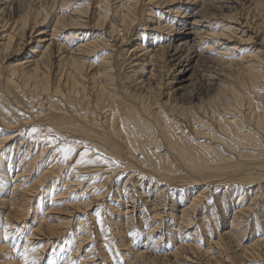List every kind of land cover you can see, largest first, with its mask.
I'll list each match as a JSON object with an SVG mask.
<instances>
[{
	"label": "bare ground",
	"instance_id": "6f19581e",
	"mask_svg": "<svg viewBox=\"0 0 264 264\" xmlns=\"http://www.w3.org/2000/svg\"><path fill=\"white\" fill-rule=\"evenodd\" d=\"M145 2L0 0V264H264V0Z\"/></svg>",
	"mask_w": 264,
	"mask_h": 264
},
{
	"label": "rangeland",
	"instance_id": "374dc122",
	"mask_svg": "<svg viewBox=\"0 0 264 264\" xmlns=\"http://www.w3.org/2000/svg\"><path fill=\"white\" fill-rule=\"evenodd\" d=\"M147 1L148 0H146V2H145V5H144V12H146V14H145V16L146 17H150V19H149V21L148 22H145V21H143V19H142V22L146 25V28L145 29H143L145 32H147L148 34H149V32H150V30H149V28H151V26H152V24H153V22H154V20H155V17L160 13V12H162V10H161V7L162 6H157V5H155V4H153V2H148L147 3ZM192 6H188V8H191ZM152 10L153 11V13H152V15H153V17H151V16H149V15H147V14H149L148 12V10ZM163 9H164V7H163ZM164 14L166 15L167 13H166V10H164ZM139 28H144V27H139ZM59 38V37H58ZM60 39V38H59ZM152 41V39L150 38H148V40H147V42H151ZM155 41L153 42V44L155 45ZM32 46H34V44H32V43H30L25 49H24V51H23V53L25 54V52L27 51V50H29V49H31V47ZM206 63V62H205ZM205 63L204 62H201V64H202V66L200 67L199 65L198 66H196V65H194V67H193V69H192V73L190 74L191 76H190V82H186V84L188 85V86H195V85H197L198 84V82H201V78H200V73H201V71H202V69H203V71L206 69V70H211V68L208 66V65H210V64H206V66L207 67H205ZM199 64H200V62H199ZM200 64V65H201ZM204 65V66H203ZM205 67V68H204ZM180 67H175V68H173L172 70H170V72H168V75H167V79H171V80H173L174 79V77L176 76V74H177V71H178V69H179ZM208 68V69H207ZM210 68V69H209ZM167 79H166V81H167ZM189 83V84H188ZM219 229V228H218ZM27 232V230L24 232V233H26ZM51 248H52V246H50L49 248H48V252H50L51 251ZM135 248V247H134ZM127 250V249H126ZM47 250H45V255H46V252ZM120 251H125V250H120ZM126 261V260H125ZM124 261V262H125ZM45 263V260H42L41 262H40V264H44Z\"/></svg>",
	"mask_w": 264,
	"mask_h": 264
},
{
	"label": "snow or ice",
	"instance_id": "6c2138e0",
	"mask_svg": "<svg viewBox=\"0 0 264 264\" xmlns=\"http://www.w3.org/2000/svg\"><path fill=\"white\" fill-rule=\"evenodd\" d=\"M33 131H35V130H33ZM61 151L65 153V159H67V158H68V153H69L71 150H70V149H61Z\"/></svg>",
	"mask_w": 264,
	"mask_h": 264
}]
</instances>
